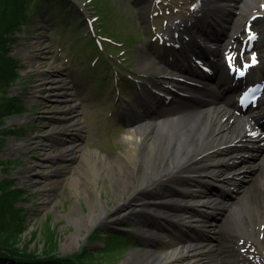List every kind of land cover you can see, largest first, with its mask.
Segmentation results:
<instances>
[{
	"label": "rangeland",
	"instance_id": "374dc122",
	"mask_svg": "<svg viewBox=\"0 0 264 264\" xmlns=\"http://www.w3.org/2000/svg\"><path fill=\"white\" fill-rule=\"evenodd\" d=\"M192 2L193 0H53L47 11L34 16L32 26L22 27L15 33L17 40L10 46L9 54L22 45L33 43L34 35L39 37L41 32H48L49 39L37 37L35 44L37 47H43L45 42L52 44L54 61L59 60L70 71L68 78L75 88L78 117L82 122L78 153L74 154L73 160L68 162L69 160L59 159L52 160L54 162L51 163L45 155L47 148L41 144L48 143L51 138L47 135L49 127L45 124L48 120L37 119L42 113L41 104L37 105L39 102L34 107L30 106L32 108L27 111L24 119L16 122L13 120L16 116L6 119L11 124H7L10 130L19 132H0V180L11 177L15 180L11 188L19 187L25 191V200L15 204L16 207L22 206V213L25 214L23 229L15 237V247H27L28 250L40 252L49 243L58 246L59 255H69L80 251L86 244L89 248H100L105 231H118L128 227L121 212L126 208L125 204L131 202L143 168L139 164L133 167L126 157L127 146L122 138L128 126L121 121H128L129 116L124 108H131V105H126L127 102L133 105L140 93L133 80L145 74L140 65L142 59H146L143 52L147 48L152 51L150 35L161 33L167 22L170 24L176 17L186 16ZM76 8L80 9L81 15ZM154 11L155 14H152ZM95 15L98 19H91ZM42 17L44 19H39ZM238 18L240 23L242 14ZM91 24H94V29L96 27L95 32L102 38L101 42L92 41V37L87 34L91 31L88 30ZM34 25H40V28L37 29ZM96 47H104L103 52ZM30 52L38 53L35 47ZM100 53L114 61L121 72L105 62L106 58L103 60ZM18 54L16 58L19 71L24 67L29 70L30 63L25 62ZM120 60L125 61L120 63ZM50 62L34 63L33 71L36 73L25 72L15 84L6 88L9 95L15 96L21 94V90L26 91L37 78V72L47 67L46 64L50 65ZM252 75L259 76V69L254 68ZM16 84L21 86L17 87ZM22 109L25 110L24 107ZM6 122L4 120L3 126ZM20 141L26 143L24 149L18 145L15 151L10 149L11 144H18ZM86 157H91L90 161ZM66 163L70 166L68 171L56 167L47 176L43 173L42 165L59 166ZM93 185L96 191L92 190ZM94 196L101 200L104 213H99L100 209L96 208L94 211L99 213V217L94 222L78 225L79 216L75 213L80 211L87 216ZM240 209V217L235 220V232L230 237L235 245H239V250L235 248L237 253L229 261L230 264L245 261L258 264L263 261L258 255L264 256V223L256 224L250 210ZM226 215H222V220ZM241 222L245 223L241 225ZM247 222L256 228L254 237L250 236L251 232L249 235L245 232L250 230L246 226ZM96 229H99L98 238L90 239ZM76 232L80 235L77 238L74 236ZM145 249H122L119 259L109 263L100 253L95 258L102 264H134ZM165 249V246L158 245V249L154 250ZM240 249L247 251L240 252ZM217 250H220V245ZM249 251L256 252V255H251ZM213 260H216L215 248Z\"/></svg>",
	"mask_w": 264,
	"mask_h": 264
},
{
	"label": "bare ground",
	"instance_id": "6f19581e",
	"mask_svg": "<svg viewBox=\"0 0 264 264\" xmlns=\"http://www.w3.org/2000/svg\"><path fill=\"white\" fill-rule=\"evenodd\" d=\"M230 1H234V5L232 3L221 4L220 6L223 5L221 12H219V9H214L218 13L216 15L213 13L215 17L210 16L208 12L210 8L203 10L207 5H212L210 2L209 4L205 3L206 0H201V3H205L202 4L203 11L201 9L197 11H202V14L206 16L203 18V22H207L206 25H208L210 20L219 19L221 16L225 18L231 14L236 18L237 14H244V18L247 19L248 16L251 17L258 3L257 0H226V2ZM261 1L264 4V0ZM233 11H236L235 14H233ZM228 22L229 27L226 35L228 41H221L223 48L227 47L232 39L237 38L235 34L244 24L239 23L237 19L233 21V18ZM222 29L223 27L219 31ZM202 32L204 39L210 38L209 36L214 33L213 29L203 30ZM258 33L259 37L264 35V25L261 26ZM260 46L264 47L262 40ZM24 48L30 49L31 43L21 48L22 54L25 52L23 51ZM18 50L20 51V49ZM217 56L219 59L213 62V66L209 70L215 71L213 70L215 66L218 71L214 88H201L199 95L194 96H192L193 93L190 88L179 89L185 95L189 93L188 98L193 102L202 101L201 104L186 109L183 102H174L170 111L163 109L156 115L154 113V116H150L153 112L149 113L148 118L151 120H148L143 113L158 108L155 105L158 100H155V96L145 98L147 100L145 105H139L141 107L140 111H143V113L138 115V119L131 124V127L123 135L122 140L127 146V160L132 163L133 167L139 164L143 168L142 174L137 180V189L143 192L147 190L144 199L146 195L153 198L151 193L154 195L159 194L154 197V200L164 203L167 211V213H163L164 219L176 220L179 226L194 225L199 233L203 234L201 238H198L200 241L189 244L192 249H185L183 253L179 251V246L157 253L146 250L136 259L137 264H199L203 254L205 256L208 254L206 256L207 261L213 258L214 248L216 252L214 264H218L219 261V264H230L229 260L231 258L233 260V254L237 253L235 250L237 247L230 237L235 232V220L240 217L238 215L240 214V208H245L246 211L250 210L255 217L253 221L255 220L256 224L264 222V144H259L256 140L248 138L245 133L248 126L256 124L258 108L264 107V92L257 111L248 113L245 117L232 115L229 100H222L218 97V100H215L213 97L216 89L221 84L227 86L232 77L223 65L222 53L217 54ZM31 66L34 67V64H31ZM162 66L155 60H143L141 70L146 71L149 77H154L156 73L176 75L177 71L175 69L169 71ZM41 75L40 78H43V72ZM164 80L163 82L169 83L172 88L177 83L175 79L167 78ZM66 83L68 84L67 80ZM160 90L167 93V88L164 86H161ZM71 120L78 123L79 136L82 122L79 117H72ZM258 135H261L258 137L264 139V130ZM74 136L62 135L59 137V141L41 143L47 148L45 155L51 160V163L54 162L52 160L59 159L69 160L68 162L73 160L74 154L78 153L77 140L80 139V136L78 139ZM19 145L25 148L26 143L21 142ZM27 145L31 146L30 143H27ZM10 149L15 151L17 149L16 144H11ZM86 158L90 161L91 157ZM51 165H42L44 167L43 173L46 176L49 171L55 170L56 167L64 171H68L70 168L67 163L59 164V166ZM246 174L248 175L246 176ZM238 181H244V183L239 184ZM208 185L217 186L224 191L229 190L230 194L234 193L237 198L230 200L229 195L225 194L224 198L221 197V200H218L214 194L202 190L203 187ZM92 190L96 191L94 185ZM96 196L98 197L97 194ZM97 197L94 196L91 200L87 216L80 211L77 214L75 213L79 216L78 225H88L89 222H94L99 217V213H104L105 208ZM144 204L147 203L144 202ZM216 205L224 207L221 212L216 211L215 213L216 216H220L215 221L218 222L217 225L215 223L208 224L204 220L187 215L189 212L187 213L186 210L194 211L192 206H195L198 208L196 210L197 215L203 217L206 215L207 217L219 208ZM176 207L179 209L178 212ZM96 208L100 209L99 213L94 211ZM221 213L227 214L223 220L221 219ZM156 214L159 216L160 213ZM84 221H86L85 224ZM197 223L199 226L196 225ZM244 223L241 222V225ZM246 226H249L250 230L245 232L248 235L251 232L250 236L254 237V229L256 232V228H253L252 223L248 224V222ZM74 236L77 238L80 235L76 232ZM219 245L220 250L216 251ZM185 246L187 244H182V247Z\"/></svg>",
	"mask_w": 264,
	"mask_h": 264
},
{
	"label": "trees",
	"instance_id": "16d2710c",
	"mask_svg": "<svg viewBox=\"0 0 264 264\" xmlns=\"http://www.w3.org/2000/svg\"><path fill=\"white\" fill-rule=\"evenodd\" d=\"M46 0H0V132H14L2 128L7 115L20 112L22 107L16 96H10L7 87L14 84L19 77L18 60L9 54L10 46L17 38L15 33L23 26L32 23ZM15 180L5 177L0 180V264H102L95 257L97 253L105 256L107 263L120 256L119 248H124V234L112 231L105 232L104 245L100 248H89L86 244L69 255H59L58 246L44 245L40 252L15 247V237L23 229L24 208L16 207V202L25 200L22 188H11ZM95 231L90 239L97 238ZM121 241V242H120ZM26 246V245H25ZM122 246V247H121ZM107 256V257H106ZM97 260V261H96Z\"/></svg>",
	"mask_w": 264,
	"mask_h": 264
}]
</instances>
